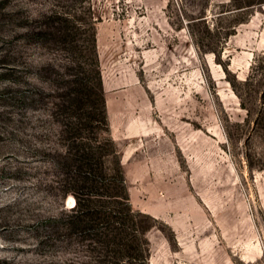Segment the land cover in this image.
<instances>
[{
    "label": "rangeland",
    "instance_id": "rangeland-1",
    "mask_svg": "<svg viewBox=\"0 0 264 264\" xmlns=\"http://www.w3.org/2000/svg\"><path fill=\"white\" fill-rule=\"evenodd\" d=\"M138 223L145 264H264V0H0V264H139Z\"/></svg>",
    "mask_w": 264,
    "mask_h": 264
},
{
    "label": "trees",
    "instance_id": "trees-1",
    "mask_svg": "<svg viewBox=\"0 0 264 264\" xmlns=\"http://www.w3.org/2000/svg\"><path fill=\"white\" fill-rule=\"evenodd\" d=\"M98 122H101L104 126H108L107 121V115H106V109L104 106H102L101 111L99 112V118ZM99 145H84V143L79 144V149L76 155L78 157L72 156V154L69 152L67 154V157L70 159L69 161H63L59 163V168L61 169L62 175H64L63 178V187L66 192H71L76 197V201L74 204L75 206H80V213L88 214L92 217H95L96 214L102 213L104 217V221H106L107 227L110 226V221L108 219V214L104 211L102 206H104V202H100L98 207H94L93 201L95 194L94 190L98 188L97 185V177L99 176V173L97 172L96 165L97 163L100 164V161H95L94 156L96 152H99L98 150ZM115 149H113V153H115ZM73 153V152H72ZM74 154V153H73ZM96 159V158H95ZM94 160V161H93ZM120 161H118L119 163ZM120 165V163H119ZM120 182L123 184V192L120 194H116L117 197H121L122 203L125 205L126 212L124 215L127 216H139L137 212H133V208L130 203L127 187L125 185V177L124 172L122 170V167L120 168V176H119ZM125 185V187H124ZM80 194V196H79ZM82 195V196H81ZM74 198H72L73 200ZM81 199L84 200V203H81ZM75 209V208H74ZM72 210V209H71ZM114 211L115 209L109 208L108 212ZM74 212H66L67 221L63 217H60L61 221H64L66 224V228L70 227L71 224H73L74 220H72V216ZM76 213V209H75ZM105 213V214H104ZM119 214H121L119 212ZM58 220V219H57ZM79 220V219H78ZM127 220L123 219L121 222V226L123 228H126L125 225H127ZM89 223V221H87ZM71 223V224H70ZM119 230H122L121 227H117ZM149 228V224H136L133 235L136 239H138L139 244V264H145L147 260V252H148V240L146 239V230ZM109 230V229H108ZM126 233V230L117 231L118 234L120 233ZM103 236L105 237V241L107 242V237H109V233L107 231L103 232Z\"/></svg>",
    "mask_w": 264,
    "mask_h": 264
},
{
    "label": "crops",
    "instance_id": "crops-1",
    "mask_svg": "<svg viewBox=\"0 0 264 264\" xmlns=\"http://www.w3.org/2000/svg\"><path fill=\"white\" fill-rule=\"evenodd\" d=\"M148 213H150L151 211H147ZM151 215H153V216H155L156 214H152V213H150ZM154 261H153V259L152 258H149V264H152Z\"/></svg>",
    "mask_w": 264,
    "mask_h": 264
}]
</instances>
